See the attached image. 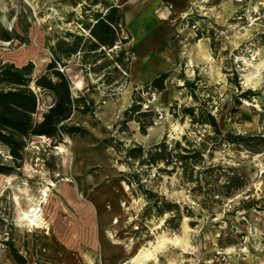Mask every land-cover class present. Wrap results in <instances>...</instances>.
I'll return each mask as SVG.
<instances>
[{"label":"rangeland","instance_id":"obj_1","mask_svg":"<svg viewBox=\"0 0 264 264\" xmlns=\"http://www.w3.org/2000/svg\"><path fill=\"white\" fill-rule=\"evenodd\" d=\"M102 3L103 0L96 4L94 0H0V58L19 66L33 61L34 75L45 73L53 59L51 47L73 42L68 33L82 36V43L85 42L89 37L85 26L94 23L97 11L105 12ZM115 3L123 12L129 5L135 21L144 17L143 38L154 43L156 53L163 50L165 43L175 41L180 33L176 29L196 33V41L185 34L187 58L167 71L166 90L143 94L145 108L151 106L156 111V124L147 135L122 134L110 128V137L123 143L115 162L120 175L138 173L137 181L145 189L180 206L179 227L174 229L166 224L170 214H146L144 189L125 182L126 197L121 201L124 214L113 217L115 232L111 227L106 229L111 241L126 252V258L116 264H264V151L250 153L225 144L213 158L207 152L204 154L207 167H233L246 177L248 185L229 198L214 196L212 189L219 193L225 178L212 188L216 177L213 172L204 174L210 185L202 182L204 188L199 191L194 190L195 181H182L181 169L173 174L158 173L157 168L140 167L137 162H126L124 157L128 147L142 145L147 151L165 136L181 140L187 134L191 141L200 143L205 129L192 126L189 118L182 120L183 106H210L224 131L264 133V0H210L203 7L194 8L176 27L170 21L176 8L168 2ZM135 30V26L125 22L119 36L126 43L107 51V56L95 65H89L94 61L92 57L84 65L81 52L65 60L66 66L58 64L59 70L63 69L70 78L71 91L76 93L74 83L78 79L85 83L77 97L93 96L98 104L108 100L117 103L124 93L123 103L128 101L131 81L140 80L135 74L139 63L133 58L137 52ZM7 37L12 40L5 41ZM204 38L211 46L208 57L201 41L198 43V39ZM119 57L124 71L118 68ZM132 58L133 71L129 76ZM42 61L46 64L37 71L36 65ZM182 78L194 84L196 98L183 87ZM77 83L80 89L82 82ZM247 90L253 93L251 99H242L239 105L238 96ZM36 91L42 115L53 103V97ZM233 108L238 109L236 113L230 112ZM172 111L178 114L177 118ZM67 137H62L60 143L59 139L33 138L25 150L23 167L10 175L0 174V264H107L101 262L99 252L92 251L95 246L85 243L83 231L73 229L69 203L60 195L63 180H72L64 173L68 164V149L64 146L69 143ZM59 146H64V152L58 150ZM0 161L13 165L7 148L1 144ZM198 176L194 173L193 179ZM36 207L42 211L38 224L33 225L27 213ZM87 233L94 234L92 228ZM5 241L15 246L21 262L15 260Z\"/></svg>","mask_w":264,"mask_h":264},{"label":"trees","instance_id":"obj_2","mask_svg":"<svg viewBox=\"0 0 264 264\" xmlns=\"http://www.w3.org/2000/svg\"><path fill=\"white\" fill-rule=\"evenodd\" d=\"M98 0H94V4ZM117 0H103L105 12L95 13L94 23L85 26L89 31V37L82 43L83 37L68 33L67 37L73 42L66 41L63 44L57 43L51 47L53 59L48 63L46 72L35 76V64L29 61L21 66L15 63L5 62L0 58V144L8 150L12 158L9 165L0 161V174L10 175L19 171L24 164L25 150L29 142L35 137H47L49 139H59V143L64 136L79 134L84 136L87 130L71 122V116L75 111L93 114L95 102L86 97H75L71 91V81L69 76L60 71L58 64L66 66L65 60L83 54L82 62L88 63L89 57L94 58L89 65H95L107 56V51L114 50L119 44L126 43V39L120 38L119 31L125 26V14L116 5ZM7 37L5 41H11ZM92 54L93 56H88ZM124 51L121 52V56ZM118 68L125 69L122 59L116 61ZM169 72L162 73L152 80L149 85L136 86L133 91V103L123 113L122 120L114 126V130L119 126L118 132L131 133L128 122L135 121L140 126V132L147 135L148 129L156 124V111L153 107L145 108L143 94L154 91H165ZM184 80L185 88L191 90V96H195L194 84ZM36 90L49 93L53 97V103L40 115L41 100ZM252 91H244L238 96L237 103L241 105V100H250ZM238 109H231V113H236ZM181 113L183 119L189 118L191 125H198L205 129L204 137L200 143L191 141L187 134L180 139L170 140L167 136L163 140L153 145L149 150H145L142 145L134 144L125 149V161L137 162L140 167L146 166L148 169L157 168L158 173H176L182 170L181 176L184 183L196 182L194 190L202 191L205 183L210 185L208 177L204 174L213 172L216 175L215 187L219 180L224 177V183L219 185V193L214 196H225L229 198L232 194L244 189L248 185L246 177L238 169L224 166H206L204 154L213 158L214 153L223 145H235L250 153H260L264 151V133L239 134L234 130L224 131L221 129L216 115L210 106L202 104L195 107L183 106ZM174 117L177 113L171 112ZM211 129V135L210 131ZM210 141V142H209ZM105 143L112 145L117 152L121 153V141L109 137ZM194 173L199 176L194 180ZM138 173L121 175L120 180L129 186L137 185L139 189H144L143 194L148 202L145 209L146 214L154 213L155 216L163 217L170 214L166 224L174 229H178V215L180 214L179 204L166 201L153 191L145 189L138 180ZM10 248L12 255L17 262H21V256L10 241H5Z\"/></svg>","mask_w":264,"mask_h":264},{"label":"crops","instance_id":"obj_3","mask_svg":"<svg viewBox=\"0 0 264 264\" xmlns=\"http://www.w3.org/2000/svg\"><path fill=\"white\" fill-rule=\"evenodd\" d=\"M161 1L168 2L176 8L172 20L170 19L171 22L176 23L175 26L173 23L174 27L177 26V22L183 20L194 8H201L203 7L202 5L208 4L202 0ZM128 6L126 5L124 11L125 22L132 27L135 26L136 29L133 41L137 52L133 58L139 63L135 74L139 76L140 80L131 81L129 94L126 95L128 101L125 103H123L124 93L122 101H117V103L114 100H108L107 102L104 101V104H98L95 97L91 96V99L95 102L93 115H95L94 118L96 119L90 116L91 113H83L81 111L73 113L70 119L71 122L84 127L87 133L84 136L73 134L67 137L69 143L67 145L64 144V146L68 149V164L64 168V173L72 180H65V183L61 185L63 192L60 193L61 198L69 203V219L73 224L71 226H73V229H81L83 231L85 243L95 246L92 251L96 254L99 252L101 262L104 261L107 264H116L126 258L125 250L111 241L106 230L111 227L112 232H115L114 227L116 225L112 223V219L114 216H119V218L123 216L124 210L121 207V201L125 199L126 191L124 188L125 182L120 180L121 170L115 165L117 151L112 145L105 143V139L111 136L112 130L110 128L114 129V126L122 120L123 113L132 105L134 85H149L154 78L167 72L170 68L178 65L181 60L187 58L184 57L185 48L183 46L185 34H188L189 40L196 41V33L194 31L176 29L180 33L175 41L172 43L169 41L170 44L165 43L163 50H158L159 52L156 53L154 43L147 42L143 38L145 33L143 27L146 28L144 26L146 25L144 17L135 21V16L132 10L128 9ZM167 11L168 8L163 10V13L165 14ZM151 13L153 12L151 11ZM164 18L160 19L163 20ZM200 41L205 56H210V44L205 38L198 39V43ZM133 58L129 76L133 71ZM77 81L82 82L80 89ZM77 81L74 83L77 91L76 93L72 91L75 97L78 96L79 92H83L85 85L82 80L78 79ZM128 126L132 134L141 135L140 126L137 122H128ZM118 129L119 126L116 128L117 132ZM119 133L125 134L126 132ZM89 228H92L94 234L87 233Z\"/></svg>","mask_w":264,"mask_h":264},{"label":"bare ground","instance_id":"obj_4","mask_svg":"<svg viewBox=\"0 0 264 264\" xmlns=\"http://www.w3.org/2000/svg\"><path fill=\"white\" fill-rule=\"evenodd\" d=\"M182 13V12H181ZM180 13V14H181ZM46 64V61H42V62H39L37 65H36V70L37 71H40L44 65ZM125 101V100H124ZM58 150L60 152H64V146H59L58 147ZM67 179H64L63 181H65ZM45 196L47 197L48 194L46 193ZM41 208H33L30 212L27 213V219L30 221L31 224L33 225H37L38 224V219L40 218V213H41ZM117 218V217H116ZM116 220V219H115ZM118 223V221H116ZM40 225H38L39 227ZM141 253V252H140ZM138 259V258H137ZM142 260V259H141Z\"/></svg>","mask_w":264,"mask_h":264},{"label":"built area","instance_id":"obj_5","mask_svg":"<svg viewBox=\"0 0 264 264\" xmlns=\"http://www.w3.org/2000/svg\"><path fill=\"white\" fill-rule=\"evenodd\" d=\"M203 2H208L209 0H202ZM236 2H239V3H242L244 0H235ZM61 71H63V69H61ZM159 118H162L161 117V114H160V117Z\"/></svg>","mask_w":264,"mask_h":264}]
</instances>
